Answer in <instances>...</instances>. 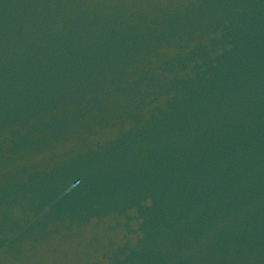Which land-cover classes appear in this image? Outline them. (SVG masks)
<instances>
[{
	"label": "water",
	"instance_id": "water-1",
	"mask_svg": "<svg viewBox=\"0 0 264 264\" xmlns=\"http://www.w3.org/2000/svg\"><path fill=\"white\" fill-rule=\"evenodd\" d=\"M0 264H264V0H0Z\"/></svg>",
	"mask_w": 264,
	"mask_h": 264
}]
</instances>
